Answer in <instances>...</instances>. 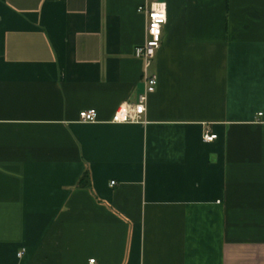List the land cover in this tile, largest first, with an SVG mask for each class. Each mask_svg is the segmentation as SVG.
Instances as JSON below:
<instances>
[{
	"label": "crops",
	"instance_id": "obj_1",
	"mask_svg": "<svg viewBox=\"0 0 264 264\" xmlns=\"http://www.w3.org/2000/svg\"><path fill=\"white\" fill-rule=\"evenodd\" d=\"M147 1L0 0V264H264V0H162L113 124Z\"/></svg>",
	"mask_w": 264,
	"mask_h": 264
},
{
	"label": "built area",
	"instance_id": "obj_2",
	"mask_svg": "<svg viewBox=\"0 0 264 264\" xmlns=\"http://www.w3.org/2000/svg\"><path fill=\"white\" fill-rule=\"evenodd\" d=\"M137 12L146 18V42L135 47L134 56L144 64L145 92L134 103H124L115 111L111 122L113 124H137L144 121L147 112L148 96L156 91L158 78L149 75L148 69L152 65L158 50L162 44L163 30L168 22L167 3L162 0L147 1L137 8ZM79 120L83 123H93L98 120L96 110H84L79 114ZM217 138L214 134L206 133L203 137L205 142H213ZM116 182H111L114 187ZM19 254V256H21ZM92 264L95 260L90 261Z\"/></svg>",
	"mask_w": 264,
	"mask_h": 264
},
{
	"label": "trees",
	"instance_id": "obj_3",
	"mask_svg": "<svg viewBox=\"0 0 264 264\" xmlns=\"http://www.w3.org/2000/svg\"><path fill=\"white\" fill-rule=\"evenodd\" d=\"M80 182H81V184H84V185L90 184V178H89L88 174L85 175L84 178Z\"/></svg>",
	"mask_w": 264,
	"mask_h": 264
}]
</instances>
